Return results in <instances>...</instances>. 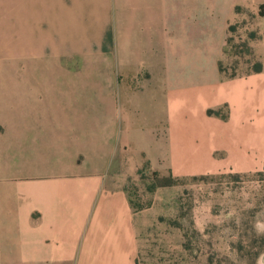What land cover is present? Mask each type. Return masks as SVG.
<instances>
[{
    "label": "crops",
    "instance_id": "crops-1",
    "mask_svg": "<svg viewBox=\"0 0 264 264\" xmlns=\"http://www.w3.org/2000/svg\"><path fill=\"white\" fill-rule=\"evenodd\" d=\"M248 3L264 9V0H0L19 32L46 19L38 43L58 55L83 64L92 51L117 73L158 80L137 93L118 87L129 107H70L62 125L0 138V264H137L136 208L114 178L146 161L173 176L263 166L264 14L261 70L230 77L217 66L227 18Z\"/></svg>",
    "mask_w": 264,
    "mask_h": 264
},
{
    "label": "rangeland",
    "instance_id": "rangeland-1",
    "mask_svg": "<svg viewBox=\"0 0 264 264\" xmlns=\"http://www.w3.org/2000/svg\"><path fill=\"white\" fill-rule=\"evenodd\" d=\"M241 8L225 24L220 67L228 73L247 70L251 52L258 58L263 41L264 9L250 3ZM18 27L16 15H0V138H15L21 129L49 130L70 107H129L128 95L117 96L118 87L137 93L158 82L117 73L92 51L83 64L58 55L38 43L48 33L46 19L34 33ZM101 73L109 78L100 79ZM100 86L108 95L98 94ZM130 172L113 180L125 184L136 208L137 264H264L263 166L173 176L158 161H146Z\"/></svg>",
    "mask_w": 264,
    "mask_h": 264
},
{
    "label": "trees",
    "instance_id": "trees-1",
    "mask_svg": "<svg viewBox=\"0 0 264 264\" xmlns=\"http://www.w3.org/2000/svg\"><path fill=\"white\" fill-rule=\"evenodd\" d=\"M251 59H249L248 61V64H250V67L247 68V70H242L239 72H234V73H228L226 72L225 70H223L221 67H220V58L217 62V66H218V70L220 71V73L224 74V75H227V76H230V77H233L237 74H242V73H250V72H253V71H259L261 70V63H260V60H259V57L257 58L256 54L255 53H252L251 52ZM214 111L212 110H209V113H212ZM263 168H264V164H263Z\"/></svg>",
    "mask_w": 264,
    "mask_h": 264
}]
</instances>
